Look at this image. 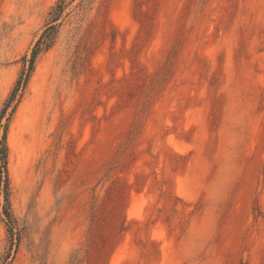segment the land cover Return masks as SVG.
Masks as SVG:
<instances>
[{"label": "rangeland", "instance_id": "rangeland-1", "mask_svg": "<svg viewBox=\"0 0 264 264\" xmlns=\"http://www.w3.org/2000/svg\"><path fill=\"white\" fill-rule=\"evenodd\" d=\"M58 1L0 0V113ZM66 1L3 119L0 264H264V0Z\"/></svg>", "mask_w": 264, "mask_h": 264}, {"label": "trees", "instance_id": "trees-1", "mask_svg": "<svg viewBox=\"0 0 264 264\" xmlns=\"http://www.w3.org/2000/svg\"><path fill=\"white\" fill-rule=\"evenodd\" d=\"M67 7H68V3L66 0H59L57 2L55 8L52 10L51 23H49L46 26L42 35L36 41L34 47L31 50L30 55L25 56L23 58L24 68L0 113V183H1L0 186L2 185V183H4L5 204H4L3 213L7 220L8 231L10 234V251L4 257L5 263L8 262V259L12 254L13 248L18 247L20 243L21 230L18 227L17 219L14 217L10 209L9 180H8V172H7V154H8V148L6 144L7 127L6 124H3V119L6 118L7 121H9L10 117L13 115L18 103L22 98L23 92L25 91L30 81L31 76L35 71L36 61L38 57L43 52L48 51L51 47L54 46L57 39L58 26L61 25L60 23L57 22H59L63 18ZM2 128L5 129L3 135H1Z\"/></svg>", "mask_w": 264, "mask_h": 264}]
</instances>
